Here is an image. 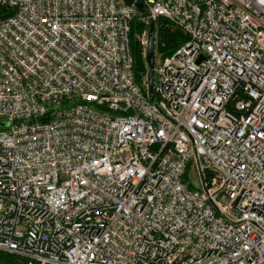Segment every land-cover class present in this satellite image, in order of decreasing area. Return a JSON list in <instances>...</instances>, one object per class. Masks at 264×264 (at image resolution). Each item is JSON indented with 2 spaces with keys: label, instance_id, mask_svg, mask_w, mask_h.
Masks as SVG:
<instances>
[{
  "label": "built area",
  "instance_id": "built-area-1",
  "mask_svg": "<svg viewBox=\"0 0 264 264\" xmlns=\"http://www.w3.org/2000/svg\"><path fill=\"white\" fill-rule=\"evenodd\" d=\"M140 1L0 0V251L264 264V0ZM136 16L144 58L158 17L187 36L157 57L155 102Z\"/></svg>",
  "mask_w": 264,
  "mask_h": 264
},
{
  "label": "trees",
  "instance_id": "trees-1",
  "mask_svg": "<svg viewBox=\"0 0 264 264\" xmlns=\"http://www.w3.org/2000/svg\"><path fill=\"white\" fill-rule=\"evenodd\" d=\"M3 8L0 9V12ZM155 26L157 31L156 37V51L160 53V56L170 54L175 48L186 41V34L164 17H158L155 20ZM145 27L144 23L139 18L134 17L130 21L129 31V44L133 57L132 70L135 81L144 87L145 76L147 73V64L145 58L142 55V49L139 45L137 35ZM207 178V173H205ZM0 264H25V260L18 255L0 251Z\"/></svg>",
  "mask_w": 264,
  "mask_h": 264
},
{
  "label": "water",
  "instance_id": "water-1",
  "mask_svg": "<svg viewBox=\"0 0 264 264\" xmlns=\"http://www.w3.org/2000/svg\"><path fill=\"white\" fill-rule=\"evenodd\" d=\"M127 5H134L136 9L143 12L144 5L140 0H122ZM145 61L147 63V73H146V85H147V95L150 101L154 100V63H155V25L151 22L149 25L148 36H147V46H146V56ZM7 126V122L0 121V127ZM200 183L202 190L207 193V187L205 185L204 176L201 172ZM213 204V203H212ZM213 206L216 208L215 204Z\"/></svg>",
  "mask_w": 264,
  "mask_h": 264
},
{
  "label": "rangeland",
  "instance_id": "rangeland-1",
  "mask_svg": "<svg viewBox=\"0 0 264 264\" xmlns=\"http://www.w3.org/2000/svg\"><path fill=\"white\" fill-rule=\"evenodd\" d=\"M174 27H176V26L174 25ZM144 29H145V27L142 29V31ZM141 32L136 34V35L138 36L139 34H141ZM155 34H156V36H155V40H156V37H157L156 26H155ZM156 45H157V42H156ZM160 55L161 54L156 51V57H155V63H154L155 66H157V64H158V58L157 57H159ZM147 69H148V67H147ZM154 79H155V81H157V74L155 72H154ZM0 120H3V118L0 117ZM184 176H185L186 180H188V182H190L193 186H195L197 188L201 187L197 167H196V164L194 162H192L188 166Z\"/></svg>",
  "mask_w": 264,
  "mask_h": 264
}]
</instances>
